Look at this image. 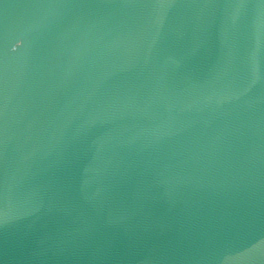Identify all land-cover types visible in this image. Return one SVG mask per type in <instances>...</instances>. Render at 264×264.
<instances>
[{
    "label": "water",
    "instance_id": "1",
    "mask_svg": "<svg viewBox=\"0 0 264 264\" xmlns=\"http://www.w3.org/2000/svg\"><path fill=\"white\" fill-rule=\"evenodd\" d=\"M0 264H264V0H0Z\"/></svg>",
    "mask_w": 264,
    "mask_h": 264
}]
</instances>
